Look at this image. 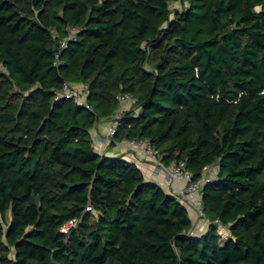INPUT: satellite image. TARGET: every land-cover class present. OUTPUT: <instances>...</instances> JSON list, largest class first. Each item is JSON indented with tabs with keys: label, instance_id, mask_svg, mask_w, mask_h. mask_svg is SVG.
<instances>
[{
	"label": "trees",
	"instance_id": "1",
	"mask_svg": "<svg viewBox=\"0 0 264 264\" xmlns=\"http://www.w3.org/2000/svg\"><path fill=\"white\" fill-rule=\"evenodd\" d=\"M0 65V264H264V0H0ZM121 92L112 145L148 138L194 181L218 165L206 233L96 148Z\"/></svg>",
	"mask_w": 264,
	"mask_h": 264
},
{
	"label": "built area",
	"instance_id": "2",
	"mask_svg": "<svg viewBox=\"0 0 264 264\" xmlns=\"http://www.w3.org/2000/svg\"><path fill=\"white\" fill-rule=\"evenodd\" d=\"M78 30V28H71L69 36L61 40L60 48L56 53L55 65L57 67L64 64V61L61 59V54L63 50L69 45V43H71L73 39H76ZM60 96L66 98H75L77 103L85 104L87 107H89V105L85 102V98L81 97L78 85L74 86L69 82H65L62 92L57 96V98ZM118 100L121 103V110L115 115L114 120L102 119L101 121L106 125L103 149H107V147L113 142L114 136L117 133V120L123 117V112L125 110L136 109L132 107L136 100L132 93L121 92L118 95ZM137 114L138 111H134L133 116H136ZM119 144L129 146L132 150L145 156L148 160L153 162L155 164L156 171L165 173L168 183L175 187V195L180 201L183 202L185 207L188 210L195 209L197 211V217L199 221L205 219L206 215L202 202V190L207 183L215 181L219 168L218 165L208 168L204 177H202L199 181H194L193 173L186 167L185 162H174L170 166H166L162 161L163 154L158 148L155 147V145L151 143L148 138H125ZM196 197L198 198V201L195 202L194 199ZM86 210L91 211L93 208L89 204L86 207ZM78 223L79 219H73L65 224L61 230L64 233H68L72 227H77Z\"/></svg>",
	"mask_w": 264,
	"mask_h": 264
},
{
	"label": "crops",
	"instance_id": "3",
	"mask_svg": "<svg viewBox=\"0 0 264 264\" xmlns=\"http://www.w3.org/2000/svg\"><path fill=\"white\" fill-rule=\"evenodd\" d=\"M96 137H97V145L96 148L99 151H104L103 153L108 154L109 156H118L121 155L125 160L134 162L137 166L142 170L147 181L155 182L160 184L163 189L170 193L175 194V187L168 183L165 173H161L156 171L155 164L148 160L145 156L138 154L134 150H132L129 146L124 144H116L112 145V143L107 147V149H103L104 147V134L106 132L105 123H99L96 126ZM206 173V172H205ZM190 216L193 221V227L191 229L193 235H202L209 230V226L206 227V224L199 223V219L197 217V211L195 209L188 210ZM208 224V223H207Z\"/></svg>",
	"mask_w": 264,
	"mask_h": 264
},
{
	"label": "rangeland",
	"instance_id": "4",
	"mask_svg": "<svg viewBox=\"0 0 264 264\" xmlns=\"http://www.w3.org/2000/svg\"><path fill=\"white\" fill-rule=\"evenodd\" d=\"M171 6H172V8L173 9H177V8H182V6L179 4V3H171ZM0 67H1V65H0ZM194 201L196 202V201H198V198L196 197L195 199H194ZM199 223H202V224H206V227H208V224H207V221H206V219L204 220H201V221H199ZM220 232H221V230H220Z\"/></svg>",
	"mask_w": 264,
	"mask_h": 264
},
{
	"label": "water",
	"instance_id": "5",
	"mask_svg": "<svg viewBox=\"0 0 264 264\" xmlns=\"http://www.w3.org/2000/svg\"><path fill=\"white\" fill-rule=\"evenodd\" d=\"M188 235H192V231H190V232L188 233Z\"/></svg>",
	"mask_w": 264,
	"mask_h": 264
}]
</instances>
